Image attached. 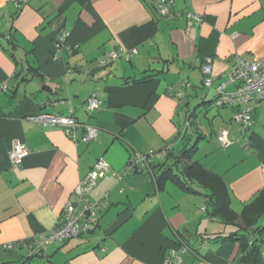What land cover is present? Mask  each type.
<instances>
[{
	"label": "crops",
	"instance_id": "crops-1",
	"mask_svg": "<svg viewBox=\"0 0 264 264\" xmlns=\"http://www.w3.org/2000/svg\"><path fill=\"white\" fill-rule=\"evenodd\" d=\"M153 6L154 0H27L16 13L10 0H0V264H175L182 242L192 248L180 264H234L239 244L211 240L234 227L199 213L201 189L192 184L186 192L173 180L159 189L150 175L124 169L134 153L168 145L172 155L195 146L191 161L221 178L234 212L264 190V100L249 131L224 127L233 139L227 149L215 140L219 129L208 136L195 122L178 137L187 111L207 116L236 56L264 55V0H173L172 18L159 17ZM187 12L201 23L187 20ZM63 31L71 53L55 48ZM119 49L136 54L101 63ZM208 58L213 86L203 89L200 67ZM179 92L184 99L175 98ZM91 94L101 105L88 113ZM233 112L217 109L214 118L230 121ZM44 113L72 115L97 128V136L84 143L79 129L74 143L61 128L33 120ZM14 143L28 152L17 166L8 158ZM166 156L152 163L168 168L173 161ZM100 158L110 172L124 173L104 174L88 195L106 203L93 231L31 255ZM171 174L179 176L174 168ZM6 243L17 246L4 251Z\"/></svg>",
	"mask_w": 264,
	"mask_h": 264
},
{
	"label": "built area",
	"instance_id": "built-area-1",
	"mask_svg": "<svg viewBox=\"0 0 264 264\" xmlns=\"http://www.w3.org/2000/svg\"><path fill=\"white\" fill-rule=\"evenodd\" d=\"M13 9L19 13L26 5L27 0H10ZM173 0H154V9L157 15L161 18L174 17L171 13ZM187 20L199 25L201 18L192 12L185 14ZM69 33L67 31L61 32L57 36L55 48L66 53H71L75 47L68 44ZM4 39L7 41L9 36L6 35ZM136 51L134 49L112 51L108 53L105 59L101 62L105 64L109 61L115 60L119 56H124L125 60H130ZM211 59L205 60L201 65L200 71L203 76V86L211 88L213 86V79L211 76ZM228 86H233L231 92L226 91ZM186 88L189 85L185 86ZM5 91V87L0 86V93ZM214 105L217 107H231L234 109L231 122L235 123L238 131L243 134L250 130L253 126V112L255 105L264 100V55L257 59H247V57L236 56L233 64L226 74L225 79L220 82L215 88ZM176 99L182 98L179 92L175 95ZM101 102L96 94H91L85 101V109L88 113H93L99 109ZM35 120L43 128H61L67 138L72 142H76V132L82 129L83 135L80 141L87 143L94 140L97 136L98 129L89 125L79 123L72 115H52L40 114L35 117ZM189 123L185 121L182 125L180 134L184 135L188 131ZM180 136V137H181ZM232 137L228 130L221 129L216 135V142L222 149H227L232 144ZM244 145V144H243ZM170 146L156 152L149 151L147 153H134L129 158L125 167V171H135L136 169L147 168L150 162L155 157H165L169 151ZM28 152L24 146L19 143H14L8 154L9 162L12 166L20 165ZM120 172H110V168L105 161L100 158L96 161L92 169L87 175L81 178L74 189L76 196L75 202H67L57 219L55 227L42 234L31 248V255H43L46 249L55 244L67 242L71 239L80 238L88 234L94 227L97 215L106 207L104 202H91L88 200V195L96 188L98 180L106 173H110L115 178H121ZM16 243H6L2 246L4 251H12L16 248ZM105 251V249H101ZM187 252L185 247L178 248L177 252L173 254L175 264L182 262V256Z\"/></svg>",
	"mask_w": 264,
	"mask_h": 264
},
{
	"label": "trees",
	"instance_id": "trees-1",
	"mask_svg": "<svg viewBox=\"0 0 264 264\" xmlns=\"http://www.w3.org/2000/svg\"><path fill=\"white\" fill-rule=\"evenodd\" d=\"M11 40L12 38L9 36L7 44H10ZM152 77L153 76L144 77L138 80V82L151 80ZM183 97L184 96H182V98ZM215 98L214 96L211 103H214ZM182 101H180L179 104H183ZM193 116H195V111H187L184 122L188 121L189 123L188 132L189 129L193 127ZM180 136L181 134L179 132L178 137ZM180 138H183V135ZM194 149L195 146L183 148L178 154L173 153L170 155V153H168L166 158L172 159L173 161V165L168 168L159 169V165L154 166V164L150 162L147 168L136 169L134 172L150 175L155 180V184L159 189L162 188L166 180H173L186 192L193 190L191 187L192 184L196 185L204 192L203 196L205 197V207L199 208V213H207V218L209 220H217L222 224L234 227V230L228 236L218 234L211 240H233L239 244V250L234 264H264L261 253V247L264 246V225L258 224L259 220L264 217V190L257 193L250 202L246 203L239 213L234 212L230 206L227 187L221 178L204 170L196 162L191 161ZM173 168L178 172L179 176L171 174ZM92 231L90 230L89 233ZM209 239L208 237L207 240ZM180 247H185L187 251L192 248L188 242H182ZM101 252L104 253L105 251Z\"/></svg>",
	"mask_w": 264,
	"mask_h": 264
},
{
	"label": "rangeland",
	"instance_id": "rangeland-1",
	"mask_svg": "<svg viewBox=\"0 0 264 264\" xmlns=\"http://www.w3.org/2000/svg\"><path fill=\"white\" fill-rule=\"evenodd\" d=\"M202 88L203 89H208V88H205V87H202ZM227 108H228L227 106L218 107L217 108V106L212 104V106H210L208 108L206 117H204L202 114H197V115L192 117V121L195 122L196 124H198V127L203 129L208 136H211L212 132L215 131V130L219 129L218 130V132H219L224 127L225 128L226 127L229 128L230 125H236L235 123L231 122V118H232L233 114L231 115L230 121L227 120V121L222 122L221 120H218V119L214 118V115H215V112L217 111V109H221V111H222V110H225ZM184 114H185V112L182 113V115H184ZM181 128H182V126H181ZM180 131H181V129H180ZM216 135H215V140H216ZM258 224L259 225H264V217L259 220ZM261 253H262V257L264 259V246L261 247Z\"/></svg>",
	"mask_w": 264,
	"mask_h": 264
}]
</instances>
